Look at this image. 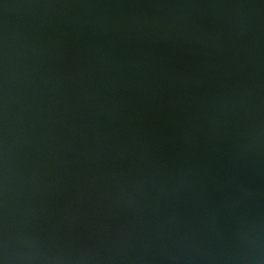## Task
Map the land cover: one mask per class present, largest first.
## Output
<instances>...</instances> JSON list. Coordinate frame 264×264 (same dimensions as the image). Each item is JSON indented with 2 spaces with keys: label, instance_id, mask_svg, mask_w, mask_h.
<instances>
[{
  "label": "water",
  "instance_id": "1",
  "mask_svg": "<svg viewBox=\"0 0 264 264\" xmlns=\"http://www.w3.org/2000/svg\"><path fill=\"white\" fill-rule=\"evenodd\" d=\"M0 259L264 264V0H0Z\"/></svg>",
  "mask_w": 264,
  "mask_h": 264
},
{
  "label": "clouds",
  "instance_id": "2",
  "mask_svg": "<svg viewBox=\"0 0 264 264\" xmlns=\"http://www.w3.org/2000/svg\"><path fill=\"white\" fill-rule=\"evenodd\" d=\"M0 264H6L4 259H0Z\"/></svg>",
  "mask_w": 264,
  "mask_h": 264
}]
</instances>
